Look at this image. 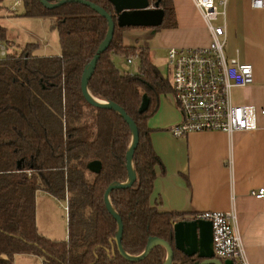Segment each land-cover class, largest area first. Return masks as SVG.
Wrapping results in <instances>:
<instances>
[{"label": "trees", "instance_id": "obj_1", "mask_svg": "<svg viewBox=\"0 0 264 264\" xmlns=\"http://www.w3.org/2000/svg\"><path fill=\"white\" fill-rule=\"evenodd\" d=\"M17 1L24 9L20 16L50 20L59 53L37 54L38 43L13 49L14 40L0 22V41L7 49L0 59V264H14L16 255L36 256L42 264H164L167 254L162 246L140 261L123 259L114 242L117 223L104 204L107 188L128 179L125 156L131 143L122 117L90 106L80 90L83 71L105 39L106 19L70 0H47L66 1L54 9L39 0ZM83 1L102 8L115 23L112 41L100 55L87 90L93 98L119 106L138 130L131 161L136 179L131 187L109 194L123 225L122 249L137 257L150 239L157 238L172 248L171 264H200L201 259L175 249L173 226L187 220L185 216L160 211L150 203L156 168L162 164L152 149L147 122L158 111L160 98L172 94L171 82L151 62L148 49L123 46V32L133 28L117 27L108 0ZM2 2L0 20L9 17ZM159 6L164 19L154 29H175L173 1L160 0ZM113 56L126 62L138 59V73H121ZM144 96L148 107L139 113ZM91 162L100 163L98 173L88 170ZM38 192L67 202L65 241L50 240L37 231Z\"/></svg>", "mask_w": 264, "mask_h": 264}, {"label": "crops", "instance_id": "obj_2", "mask_svg": "<svg viewBox=\"0 0 264 264\" xmlns=\"http://www.w3.org/2000/svg\"><path fill=\"white\" fill-rule=\"evenodd\" d=\"M172 1L178 28L181 24L186 28L185 25L192 21V29L208 31L191 0ZM263 21L264 14L252 9L247 0L228 2L226 38L233 37L234 44L232 49L225 50V54L253 69V83L234 88L232 102L236 106L256 108L253 131L232 135L202 132L174 138L168 131L179 123L180 114L172 94L160 98L158 111L147 122L152 149L162 164L161 169L156 168L157 178L150 203L160 211L183 214L187 220L203 212L234 210L248 264H264V197L257 200L252 196L264 189V115L259 113L264 110ZM132 32L126 30L122 34L123 46L143 47ZM175 32L166 34L184 38V31L182 34ZM137 36L142 39L144 35L139 33ZM209 43L208 32L201 41L191 39L168 49L205 47ZM111 59L121 73L129 70L123 57ZM18 258L22 256H15L14 264Z\"/></svg>", "mask_w": 264, "mask_h": 264}, {"label": "built area", "instance_id": "obj_3", "mask_svg": "<svg viewBox=\"0 0 264 264\" xmlns=\"http://www.w3.org/2000/svg\"><path fill=\"white\" fill-rule=\"evenodd\" d=\"M210 34L205 47L169 48L167 65L171 77L172 95L180 114L179 123L169 128L174 138L191 133L219 132L232 135L253 131L257 110L253 106H236L232 102L234 88H244L253 83V69L237 58L225 54L226 9L230 0H191ZM252 9L264 14V0H247ZM221 19V25L212 22ZM264 32V21H263ZM42 46L48 44L42 41ZM7 53L0 41V59ZM133 60H128L127 65ZM264 115V110L259 112ZM252 196L260 200L264 189ZM193 219L208 221L212 227L213 258L224 264H248L237 228L234 210L228 212H203Z\"/></svg>", "mask_w": 264, "mask_h": 264}, {"label": "water", "instance_id": "obj_4", "mask_svg": "<svg viewBox=\"0 0 264 264\" xmlns=\"http://www.w3.org/2000/svg\"><path fill=\"white\" fill-rule=\"evenodd\" d=\"M39 1L47 9H54L66 3V1H60L55 4H49L47 0ZM70 2L81 3L84 6L89 7L99 16L106 19L108 25L105 39L99 45L92 60L83 71V75L80 82L81 94L84 100L90 106L98 109L112 110L119 114L122 119L126 122L131 131V143L125 156L128 179L123 184L110 185L104 194L105 208L117 223V234L114 239L117 252L123 259L131 262H137L144 259L154 247L162 246L165 248L167 254L166 261L164 264H171L173 258V250L168 243L161 239H150L143 253L137 257L128 256L122 249L121 237L123 225L120 217L116 214V212L110 205L109 194L113 190L126 189L131 187V185L136 179L134 171L132 169L131 161L134 151L138 145V130L132 119L128 117L119 106L114 103L101 102L93 98L87 90L88 79L93 73V70L100 55L107 49V47L112 41L115 29L114 21L112 20L111 16L108 15L102 8L92 3L83 0H70ZM108 2L113 6L114 11L116 13V25L118 28L154 29L162 25L164 19V12L159 6L160 0H156L154 2H151V0H108ZM147 107L148 100L144 96L139 109V113L145 112ZM100 168L101 166L99 162H91L88 165V170L94 173H98L100 171ZM173 232L174 245L176 250L182 252L188 257L196 256L197 258L202 260L200 264H222L220 263V261H217L213 258L212 227L210 222L197 219L180 220L174 224ZM224 264H231V262L227 261Z\"/></svg>", "mask_w": 264, "mask_h": 264}, {"label": "rangeland", "instance_id": "obj_5", "mask_svg": "<svg viewBox=\"0 0 264 264\" xmlns=\"http://www.w3.org/2000/svg\"><path fill=\"white\" fill-rule=\"evenodd\" d=\"M155 0H151L154 2ZM1 6L3 7L5 16L0 22L4 24L9 31V36L13 41V49L22 48L26 44L38 43L39 49L37 54L40 55H57L59 53V42L57 32L51 29V22L48 19L25 18L20 16L24 9L21 2L17 0H3ZM11 15V16H10ZM12 15H17L12 17ZM221 21L212 22L213 27L220 26ZM181 24L175 29H160L159 31L151 28H133L132 35L137 37V41L141 42L144 47H135L137 49H148L149 59L158 68L162 75L171 82L170 72L167 65V49L176 43L190 42L191 39L201 41L205 33L193 27L192 21H189L183 28ZM177 31L175 33H183L184 38H176L172 35L166 34L169 31ZM207 30V28H206ZM135 32L137 34H135ZM124 33V32H123ZM139 33L144 36L138 37ZM176 34V35H177ZM48 44L47 47L42 46V41ZM142 40V41H141ZM226 49H232L234 38H226ZM116 59V58H115ZM124 61L123 59H118ZM117 66V65H116ZM129 70L124 73L130 75L137 74L139 71V60L133 58L132 64L128 65ZM169 96V95H167ZM39 193V194H38ZM35 197V225L37 231L42 236L56 241H65L67 239V202L64 199H56L45 192H38ZM22 256L16 260V264H42L40 258L31 255H16ZM15 258V257H14ZM13 258V263L15 260Z\"/></svg>", "mask_w": 264, "mask_h": 264}]
</instances>
